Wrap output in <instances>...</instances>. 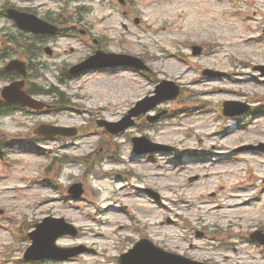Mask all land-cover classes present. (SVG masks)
Segmentation results:
<instances>
[{
  "label": "rangeland",
  "instance_id": "rangeland-1",
  "mask_svg": "<svg viewBox=\"0 0 264 264\" xmlns=\"http://www.w3.org/2000/svg\"><path fill=\"white\" fill-rule=\"evenodd\" d=\"M125 2L0 0V71L18 58L16 43L9 44L6 36L41 48L27 82L40 92L37 99L55 105L50 112L17 111L0 118V264L18 263L28 245L26 230L47 215L79 228L78 237H61L58 246L82 244L97 254L41 264H108L111 255L142 235L199 260L264 264V247L245 238L264 226V152H233L264 143V75L252 70L253 65H264V0ZM30 5L35 15L61 22L74 37L40 39L22 33L3 16L8 7ZM191 44H203L206 52L192 57ZM94 47L141 58L150 72L126 68L68 77V68ZM227 56L246 65L242 72L248 75L240 77V85L202 76V67H229ZM161 80L180 86L177 99L160 102L117 135L96 124L98 119L120 120L136 102L152 95ZM6 82L0 77V88ZM227 89L245 95H231ZM251 96H258L259 102ZM61 98L68 109H59ZM230 99L249 100L257 108L255 115L220 117L218 108ZM162 111L155 122H146L148 115ZM40 123L74 127L79 134L38 138L32 130ZM134 136L178 151L134 156ZM65 156L82 161H62ZM48 164L49 178L59 187L44 179ZM194 175L198 179L189 181ZM77 182L84 188L82 200L67 201L66 190ZM145 189L157 192L159 200ZM20 228L21 236L14 233L12 242V229Z\"/></svg>",
  "mask_w": 264,
  "mask_h": 264
},
{
  "label": "water",
  "instance_id": "water-1",
  "mask_svg": "<svg viewBox=\"0 0 264 264\" xmlns=\"http://www.w3.org/2000/svg\"><path fill=\"white\" fill-rule=\"evenodd\" d=\"M9 16L15 21V23L23 29L25 32H32V33H49L53 32L54 28L47 26L46 23L41 22L40 20L36 19L35 17L27 14L19 13L15 10H9L8 11ZM201 49L199 47H193V54H199ZM109 64H121V65H129L134 66L137 68H143V64L131 57H125V56H106ZM119 58V59H117ZM95 58H91L90 60H87L84 64L81 66H77L74 69L71 70V72H78L86 67H89L95 63ZM6 70L8 71H14L18 72L25 76L26 74V67L25 63L18 61V60H12L10 61L6 67ZM24 82L23 81H16L9 86H5L2 91V97L7 100L8 102L20 104L22 106H28L35 109H41L43 108V104L32 99L30 96H28L23 90ZM168 88L169 92L167 94H162L164 89ZM179 92L178 87H174L171 82H163L156 90V95L151 98H146L145 100L139 102L135 108L129 111V114L124 118L123 122L120 123H103L106 126V129L111 133H117L121 130H123L125 127L132 125V121L129 119L132 116H137L140 113L146 112L148 109L153 107L155 104L160 102L162 99H174L176 98L177 94ZM144 102H150L148 106H146L143 109H140L142 105H144ZM231 104L229 102H226L224 104L225 113L230 114L229 111ZM156 117H151L148 120L152 121ZM36 132L38 134L44 135V136H55L57 134L60 135H73L74 131L64 129L61 127H54V126H41L39 127ZM134 143L135 150L140 152L142 150V147L140 145L142 142H147L145 138H134L132 139ZM160 149H168L165 146H159ZM69 192L74 196L78 197L81 194L80 185L76 184L71 187ZM153 194V193H151ZM156 198L157 196L153 194ZM36 230L29 233L28 236L32 240V245L26 250L24 258L27 260H37L42 258H56V259H66L68 257L77 255L83 251H86V249L82 246L77 248H58L55 245V240L64 234H70L72 236L76 235V230L73 228V226L65 223L63 219H51L46 218L43 220L42 223L35 225ZM252 238H255L259 240L261 243H264V234L261 232H255L251 234ZM119 262L122 264H204V263H198L195 261H191L186 258H182L180 256H176L170 253H164L163 251L154 248L153 244H151L149 241H140L139 243H136L133 250L129 252V254L123 256L122 258L118 259Z\"/></svg>",
  "mask_w": 264,
  "mask_h": 264
},
{
  "label": "trees",
  "instance_id": "trees-1",
  "mask_svg": "<svg viewBox=\"0 0 264 264\" xmlns=\"http://www.w3.org/2000/svg\"><path fill=\"white\" fill-rule=\"evenodd\" d=\"M11 39L12 38H8L7 41L10 42ZM16 47H15V49H16ZM18 49H19L18 56H20L21 58H26V55L27 56L29 55V58H30L34 52V48L32 46L27 45V44H22V46H18ZM29 91H31V89H29ZM10 109H12V108L7 106V104L3 103L2 101H0V113H6V112L10 111Z\"/></svg>",
  "mask_w": 264,
  "mask_h": 264
},
{
  "label": "flooded vegetation",
  "instance_id": "flooded-vegetation-1",
  "mask_svg": "<svg viewBox=\"0 0 264 264\" xmlns=\"http://www.w3.org/2000/svg\"><path fill=\"white\" fill-rule=\"evenodd\" d=\"M213 69H218V68H213ZM252 69H253V70H259V69H257V66H253ZM260 71H261L262 74H263V73H264V68H261ZM224 77H227L229 80H231V72H230V70H228V69L225 70V75H224Z\"/></svg>",
  "mask_w": 264,
  "mask_h": 264
},
{
  "label": "bare ground",
  "instance_id": "bare-ground-1",
  "mask_svg": "<svg viewBox=\"0 0 264 264\" xmlns=\"http://www.w3.org/2000/svg\"><path fill=\"white\" fill-rule=\"evenodd\" d=\"M247 158H249V157H247ZM168 229H169V227H167ZM164 229V228H163Z\"/></svg>",
  "mask_w": 264,
  "mask_h": 264
}]
</instances>
